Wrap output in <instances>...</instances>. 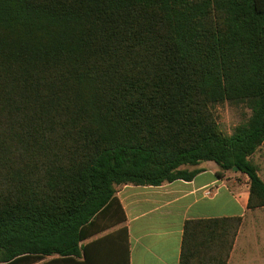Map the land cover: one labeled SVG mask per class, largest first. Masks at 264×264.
<instances>
[{"label":"trees","instance_id":"16d2710c","mask_svg":"<svg viewBox=\"0 0 264 264\" xmlns=\"http://www.w3.org/2000/svg\"><path fill=\"white\" fill-rule=\"evenodd\" d=\"M224 102L253 110L230 136ZM261 147L264 0H0V264H78L99 220L122 219L119 186L202 163L237 168L264 208ZM242 224L186 222L180 264H229Z\"/></svg>","mask_w":264,"mask_h":264},{"label":"crops","instance_id":"0c3cea01","mask_svg":"<svg viewBox=\"0 0 264 264\" xmlns=\"http://www.w3.org/2000/svg\"><path fill=\"white\" fill-rule=\"evenodd\" d=\"M215 165L207 162L197 166L195 169L201 172L190 182L179 180L158 187L119 186L114 209L122 219L118 223L109 217L99 220L97 230L80 244L85 250L78 264H180L186 222L241 218L243 224L232 260L244 223L259 209H248L249 178L235 171L233 176L229 172L222 174ZM208 188H214L210 196L205 195Z\"/></svg>","mask_w":264,"mask_h":264},{"label":"rangeland","instance_id":"374dc122","mask_svg":"<svg viewBox=\"0 0 264 264\" xmlns=\"http://www.w3.org/2000/svg\"><path fill=\"white\" fill-rule=\"evenodd\" d=\"M210 108L224 136H230L237 128L245 126L253 115L248 103L224 102ZM252 161L264 179V147L256 152ZM233 172H229L230 176H233ZM230 261V264H264V208L255 211L244 223L237 249Z\"/></svg>","mask_w":264,"mask_h":264},{"label":"built area","instance_id":"2783aa9c","mask_svg":"<svg viewBox=\"0 0 264 264\" xmlns=\"http://www.w3.org/2000/svg\"><path fill=\"white\" fill-rule=\"evenodd\" d=\"M213 191H214V188H208L205 190V195L210 196L213 193Z\"/></svg>","mask_w":264,"mask_h":264},{"label":"water","instance_id":"95a60500","mask_svg":"<svg viewBox=\"0 0 264 264\" xmlns=\"http://www.w3.org/2000/svg\"><path fill=\"white\" fill-rule=\"evenodd\" d=\"M235 171H237V168H235Z\"/></svg>","mask_w":264,"mask_h":264}]
</instances>
